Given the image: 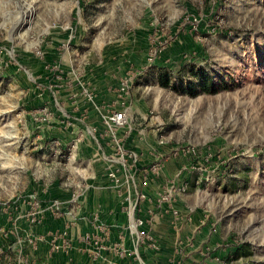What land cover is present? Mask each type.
I'll return each instance as SVG.
<instances>
[{
  "label": "rangeland",
  "instance_id": "1",
  "mask_svg": "<svg viewBox=\"0 0 264 264\" xmlns=\"http://www.w3.org/2000/svg\"><path fill=\"white\" fill-rule=\"evenodd\" d=\"M53 49L72 80L98 65L112 66L114 81L135 73L133 131L151 146L166 135V157L180 164L170 171L195 182L177 201L191 222L200 214L193 233H184L191 222L176 230L178 255L264 264V0H0V264H40L39 224L22 198L84 190L75 149L61 144L53 157L55 117L39 125L32 116L42 92L62 108L36 68ZM197 72L220 89L205 91Z\"/></svg>",
  "mask_w": 264,
  "mask_h": 264
},
{
  "label": "crops",
  "instance_id": "2",
  "mask_svg": "<svg viewBox=\"0 0 264 264\" xmlns=\"http://www.w3.org/2000/svg\"><path fill=\"white\" fill-rule=\"evenodd\" d=\"M51 52L47 53L45 58L37 57L36 68L39 80H44L47 83L55 82L54 74L45 70L44 67L58 59L56 50L53 49ZM108 59L111 64L116 65L114 58ZM106 69L104 70L99 65L94 68L86 67L85 72L77 80H74L72 86H64L57 92L62 108L55 110V120L50 126V137L58 139L62 146L66 147L81 134L74 149L76 159L85 162V167L81 169L82 172H79L85 181V187L81 197V207L76 213L77 224L71 230L73 249L70 256L62 254H56L53 258L48 256L49 234L63 227L62 220L49 218L35 226L36 230L34 231L44 236V241L39 244V251L36 255L37 262L40 264H138V257H141L147 264H214L213 254L209 252L204 255L202 252L194 251L196 249H190L184 251L186 255H178L174 249V241L178 232L170 224L171 217L162 215L155 202L156 194L164 188L169 180L176 177L173 172L177 166L180 167L177 159L166 157L163 161L161 175L140 188V192L144 195L141 199L131 185L124 183L121 188H117L107 178L105 158L114 156L116 143L112 134L106 133L107 127L102 121L101 115L102 106L116 98L111 88L116 84L118 78L114 81L109 74L114 70L112 66ZM87 82H91L96 87L91 100H88L83 93V88H88ZM40 97L49 100L51 94L42 92ZM39 102L38 104L41 103ZM129 106L130 111L138 113L139 110H136L134 102H130V99ZM89 130H95L96 137H93ZM113 133L119 135V132ZM151 140L150 135L147 136L146 133L134 130L127 139L126 146L136 148L140 152H147L151 148L149 145ZM141 160V164L145 162L144 156L141 157ZM180 171L178 169L177 173ZM194 183L192 178H189V189L193 188ZM43 191L46 190L39 192ZM67 193L64 195L56 191L50 198L59 197L66 201L71 191ZM45 197H49V195H45ZM180 205L177 203V206ZM132 214L147 218L148 222L145 227L156 236L159 241V250L137 246L135 235L128 230ZM199 217L200 214L197 212L193 218L194 222L184 225L186 226L184 233L194 232ZM88 231L104 235L103 247L97 258H91L85 253L86 244L80 237L81 234ZM120 246H124L128 250L126 256L119 253ZM183 257H186V260L181 262L180 259Z\"/></svg>",
  "mask_w": 264,
  "mask_h": 264
},
{
  "label": "built area",
  "instance_id": "3",
  "mask_svg": "<svg viewBox=\"0 0 264 264\" xmlns=\"http://www.w3.org/2000/svg\"><path fill=\"white\" fill-rule=\"evenodd\" d=\"M63 46V45H62ZM154 58V52L151 50L147 57L148 63H151ZM45 70L53 72V79L55 82L49 83L48 89L58 92L59 88L63 83L67 86H72V81L77 80L82 74L76 77L74 80L70 78L69 70L61 65V61L58 59L53 63L46 64ZM141 75V74H140ZM136 79L135 73L131 70L127 74L118 79L115 86L111 89L114 91L116 98L106 104H104L101 119L107 127L106 133H111L116 143L114 156H109L106 159V175L111 183L121 188L124 183H127L133 187L138 194L139 199L143 198L144 195L140 192V188L147 184L149 181L157 179L161 175L163 161L166 159V152L168 142L170 141L166 135H160L156 140V144L151 146L149 151L140 152L136 148L126 146L127 139L133 131V116L129 106V91L131 86L134 84ZM88 83V88H83V93L91 100L94 95L96 87ZM54 92V94H55ZM40 97V96H39ZM41 99V105L35 106L33 109V120L37 124H49L55 117L54 107H59V102L54 98V102L50 99ZM53 103V104H52ZM54 106V107H53ZM89 132L93 137L95 136V130ZM113 132H119V135ZM81 134H79V137ZM76 138L71 144L69 151L75 148L76 143L80 138ZM61 143L58 139H54L52 142L53 157H62V150L60 148ZM167 146V147H166ZM166 147V149H165ZM173 155H176L180 151L179 148L171 146ZM64 151V150H63ZM146 155V156H145ZM144 156L145 162L141 164V157ZM78 175V173H77ZM80 177V176H79ZM83 188L85 187V181L82 182ZM79 183L76 187H79ZM81 188V186L79 187ZM189 189V180L179 179L174 177L169 180L164 188L159 191L155 196V202L160 208L159 212L162 215H169L171 217L170 224L177 230L180 226L185 223L192 221V210L190 209L183 216L180 209L177 207V201L182 195H184ZM45 191H43L44 193ZM37 193V192H36ZM42 192H38L40 195ZM83 190L76 189L71 191L69 198L64 201L59 197H53L41 200V196H36L32 193L27 198H22L19 201L20 206H26L32 209L29 212V217L25 215L26 219L31 223L42 224L46 219L52 218L54 220H62L63 227L52 231L49 234V249L48 256L53 258L56 254H62L70 256L71 250L73 249V240L71 237V230L77 224L76 213L81 207V197ZM7 205L5 206V208ZM15 209L18 208L14 207ZM47 214V215H46ZM131 222L128 226V230L131 234L136 237V244L139 247H145L150 250H159V241L155 235L147 230L146 223L147 218L141 216L131 215ZM123 236V235H122ZM81 240L86 244L85 253L91 258H97L100 249L103 247L104 235L97 234L95 232H85L81 234ZM35 248L37 249L39 244L44 241V236L36 233L34 235ZM119 253L122 256H126L128 250L124 246L119 247ZM138 264H147L144 259L138 257Z\"/></svg>",
  "mask_w": 264,
  "mask_h": 264
},
{
  "label": "trees",
  "instance_id": "4",
  "mask_svg": "<svg viewBox=\"0 0 264 264\" xmlns=\"http://www.w3.org/2000/svg\"><path fill=\"white\" fill-rule=\"evenodd\" d=\"M199 72V71H198ZM197 72V73H198ZM198 79L201 80L202 83H204L205 85V91L209 92V93H215L217 92L220 88L219 87H215L213 86V83H210V81L208 79H205L203 78L201 72L200 74L198 73ZM238 249V248H237ZM233 252H238L237 250H234ZM237 256V255H236Z\"/></svg>",
  "mask_w": 264,
  "mask_h": 264
},
{
  "label": "bare ground",
  "instance_id": "5",
  "mask_svg": "<svg viewBox=\"0 0 264 264\" xmlns=\"http://www.w3.org/2000/svg\"><path fill=\"white\" fill-rule=\"evenodd\" d=\"M32 13H33V10H30L29 11V18H28V20H26L25 22H24V25H26V28L27 29H29V27H30V24H31V21H32V19H33V17L31 18V16H32ZM23 25V26H24ZM22 26V25H21ZM26 28H24V29H26ZM26 34H27V32H25Z\"/></svg>",
  "mask_w": 264,
  "mask_h": 264
}]
</instances>
